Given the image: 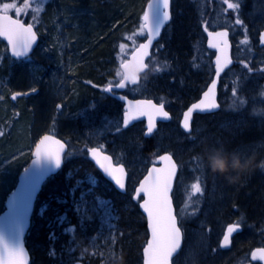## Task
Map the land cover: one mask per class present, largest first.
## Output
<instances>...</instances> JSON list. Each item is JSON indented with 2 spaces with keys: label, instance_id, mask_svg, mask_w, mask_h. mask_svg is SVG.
Masks as SVG:
<instances>
[{
  "label": "rangeland",
  "instance_id": "obj_1",
  "mask_svg": "<svg viewBox=\"0 0 264 264\" xmlns=\"http://www.w3.org/2000/svg\"><path fill=\"white\" fill-rule=\"evenodd\" d=\"M68 1L71 0H0V9L5 3L16 4L17 8L21 10L19 17H30L34 21L35 29L41 36V43L34 55L17 63L8 57L6 47L0 41V211L3 208L7 194L16 183L19 171L29 161L35 142L43 133L50 130L58 134L68 144L70 143L73 150L79 149L78 145L82 143L86 144V149L90 147L106 148L104 150L114 158L115 162L126 166L133 181L141 176L145 167L153 162L161 150L169 151L174 155L179 165L183 166L177 179L175 191L177 203L181 205V216L185 221L194 222L200 226L198 229L192 228L191 225L185 226L188 231L187 241L180 256L184 264H247L245 261L246 253L241 249L247 245V241L251 242L253 238L258 239V233L261 232L264 237V219L262 220L263 217L253 219L249 211L244 210L245 208L241 206L239 199L231 200L230 194L227 192L235 191L238 189L237 187L244 186V182L248 181L255 172L264 175V171L257 168L239 181L229 183L223 177L211 174V164L214 157H228L230 161V154L233 152L239 153L242 157L244 155L253 156L257 164L264 161V144L251 145L247 143L244 146L237 147L236 145L228 149L222 139H218L214 129L215 127L220 130H227L236 127L237 124L240 125L244 122V117H256V122L259 125L264 124V46L259 47L260 41L258 39L259 33L264 29V0H234V4L239 5L238 10L243 12L242 20L240 19L243 25L240 27L243 30V35L240 31L230 35L235 53V66L224 74L221 79L219 87L221 108L219 113L213 115L211 120H199L194 132L184 137L177 131L179 129L177 126L178 117H174L168 126L163 127L154 135V142L158 144L157 149L155 148L156 153L147 150L142 152L141 140L144 137L139 126L125 132L119 131L118 120L115 119L117 116L115 114L111 115L115 113L114 108L110 107L109 114H104V116L100 115L95 109L82 111L79 104L73 100L74 97H77V94L72 84L71 58L79 57L78 61L82 63L87 57L89 49L83 47L78 52L77 47L75 48V45L82 43H80L81 40L75 43V36H72V31L78 29L81 31L85 26L81 27L74 22L75 13L72 9L73 6L67 4ZM94 1L104 2L105 5L110 7H114L116 4L129 5V2H132L129 9L124 11L121 17V24H118L123 34L117 39L115 43L117 48L114 54L112 53L110 70L113 69L114 72V68L119 67L126 55L141 39V36H139L141 32L138 29L130 30L129 22L134 17L140 20L145 0ZM184 1L178 0L176 3L181 4ZM25 4L28 5L27 8L24 7ZM8 12L16 16V9H9ZM49 16L50 20L47 18ZM218 18L219 20L214 19L210 23L216 26L224 24L227 27L238 25L235 23V17L224 18L219 16ZM193 36L194 38L197 37L196 41H193L195 43L193 59H197L199 65L194 68L193 71L197 74L192 77L198 76L199 80L192 81L201 90L212 76V69L209 66L210 61L212 63V55L201 46V38L196 33ZM108 37L110 36H106V38ZM245 37H247L248 43L242 44L241 41ZM86 43L87 41H84L83 44ZM164 46V43H158L154 49L155 53H161ZM256 49H259L258 56L253 57V55H256L254 52ZM251 62H257V65L254 70L249 71ZM245 64L248 65L247 68L244 67ZM39 68H41L40 72ZM257 68L259 69L256 70ZM36 72L39 74H36ZM114 76L115 82H118L120 79L116 71ZM149 77L150 75L137 87L136 93H141L143 97H151L152 94L161 95L173 114L180 113L183 100L189 99L192 95L190 97L176 95L169 87L161 90L154 88L152 87L154 86L153 80ZM188 79L189 77L185 78L182 84H187ZM104 86L105 84L101 86L102 89ZM36 88L40 90L37 97L32 95L28 98L10 100L12 93L30 91ZM234 92L235 95H233ZM32 97H36V99ZM182 97L183 99H181ZM42 101L47 103V107L44 109L45 117L40 122V120H35L33 108L35 102ZM58 106L60 107L58 108ZM90 108H93V106H90ZM26 111H33V114H30L31 119L29 122L26 121V115H23ZM182 142L188 145L181 148L180 143L182 144ZM198 157L203 160V165L208 171L200 169L197 161ZM186 160L191 162L193 166L188 165L186 167ZM70 167L72 168V165ZM77 170L80 171L77 168L70 170V173H68L69 170L67 169L64 177L71 179L73 175L75 176L78 173ZM83 181L86 182L87 186H93L94 184L93 178L86 176L83 180H80V178L74 180L68 186L70 195L68 204L75 209L77 226H72L71 218L69 219L68 216L62 214L46 224V227L49 225L55 226V230L53 229L48 237L50 242H53L57 237V230L60 229L62 235L67 234L72 238L75 232L74 229L78 226L83 228L84 222L89 220L93 212L96 211L100 221L98 229L109 232L108 242L104 244L106 249L103 250L107 260L104 264H109L112 261L111 255L113 254L112 244L109 241L113 240L112 232L116 215L105 199H95L92 205L90 204L91 206L88 200H86L87 205L83 203L84 200L81 198L86 199L85 195L87 193ZM242 182L243 184H241ZM196 183L201 188L199 193H194L192 189V185ZM133 184L134 182L130 188L133 187ZM92 189L93 187L89 188V190ZM226 202L228 204L227 209H231L229 213L221 212V207ZM62 203H66V201L62 200ZM201 207L205 218H195ZM44 210L45 206L41 205L36 212L37 217H39L38 221L41 224L48 220L42 217ZM233 210L238 211L239 215L236 212L232 213ZM247 216L248 218H246ZM92 217L95 218V216ZM245 218L248 223L245 226L246 232L242 235L243 243L240 245L239 241L241 240H239L236 246L239 253L236 252L238 255L235 260L227 262L223 259L226 256L218 253L209 244L215 236L223 231L227 223L240 225V222ZM203 228H205L204 231ZM98 236L97 231L96 237ZM75 247L76 244L71 245L67 249L68 252H74ZM90 249L92 253L84 254V256L98 257L94 249ZM215 253H217L216 257ZM77 258L81 259V251Z\"/></svg>",
  "mask_w": 264,
  "mask_h": 264
},
{
  "label": "trees",
  "instance_id": "obj_2",
  "mask_svg": "<svg viewBox=\"0 0 264 264\" xmlns=\"http://www.w3.org/2000/svg\"><path fill=\"white\" fill-rule=\"evenodd\" d=\"M93 1L94 0H71L67 3L73 6L72 9L75 13L74 22L81 27L85 26L81 31L79 29L72 31V36H75V43L81 40L80 43L83 44L84 41H87L86 44L75 45V48L77 47L76 49L78 52L82 50L83 47L89 49V53L82 63L78 61L79 57L75 56L71 58L70 71L73 74L72 84L77 94V97H74L73 100L79 104L82 111L95 109L100 115H108L110 107H113L117 115L119 104L112 101L110 97H106L103 92H101V86L115 83V71L117 75L120 74L118 67L114 68V72L113 69L110 70L111 58L112 53L114 54L117 48L115 44L117 39L123 34L118 24H121L122 20L120 19L124 11L129 9V5L132 4V2H129V5L116 4L114 7H110L105 5L104 2L98 3ZM146 1L147 0H145V3ZM176 1L178 0L171 1L172 20L164 31L161 39V42L164 43L165 46L161 53H153L151 55L148 63V73H152L155 76V88L161 90L169 87L176 95H181V87L183 86L182 83L185 81V78L189 77L190 79L191 77L190 80H187V84L192 88L194 94L199 91V88L196 87V84L192 80L199 79L197 78L198 76H192L197 74L193 70L195 67H198L199 63L197 59H193L195 55V43L193 41L197 39V37L194 38L193 34L196 33L197 36L201 38V46L209 52L205 46L203 28H225L229 30L230 33L240 31L243 35V30L240 28L243 26L242 24H240V26L229 25L230 27H227L224 24L216 26L210 23L211 20H219V16H223L224 18L235 17L234 19L242 20L243 12L238 9L231 10V8L228 7V4H234V0H185L181 4L179 2L176 3ZM47 18L50 20V16ZM20 19H23L27 23L34 24V21L28 16L20 17ZM115 26L116 28H114ZM129 26L130 30L138 29V31L141 32V35H139L141 39L137 42L138 44L144 37L139 18L134 17L131 22H129ZM108 35L110 37L106 38ZM258 51L259 49L254 51L256 55H253V57L258 56ZM234 54L233 49V60ZM256 63L251 62L249 69L254 70L257 65ZM209 66L212 69L211 61ZM234 66L235 63L233 64V67ZM157 68H159L160 71H156ZM258 69L259 68L256 70ZM40 71L41 68H39V72ZM36 74L39 73L36 72ZM113 76L114 78H112ZM147 77H143L142 81L144 82ZM39 92L40 90H38V93L35 95L36 97L40 94ZM183 93L187 92L185 91ZM36 97L32 98L36 99ZM151 98L157 102H162L164 100L161 95L156 94H152ZM90 106H93V108H90ZM46 107L47 103L43 101L39 103L35 102L33 108L34 114L33 111H26L23 113V115H26V121L29 122L31 119L30 114L32 113L35 115V120L37 119V121L40 120L41 122L45 117L44 109H46ZM33 109L31 108V110ZM244 119V122L240 125L237 124L236 127L227 130H220L214 127L218 139H222V142L228 149L236 145L237 147L244 146V144L247 143L251 145H258V143L264 144V124L259 125L256 122V117H244ZM45 133L57 135L51 130ZM141 141L142 152L144 150L155 152V142L153 138L147 140L142 139ZM78 146L79 149L76 150H73V148L69 146L65 157L64 170L46 181L36 201L31 226L25 239V246L29 251L31 264H63V262L57 259V249L61 245V242L58 241L59 236L56 237L53 242H50L48 234L53 231L54 226L49 225L46 227V224L63 214L66 217L68 216L69 219L71 218V222L77 226L78 222H76V217L68 204V200L70 199L68 186L71 185L72 179H66L64 177V172L68 169V173H70V170L77 169L78 165L86 167L87 170L97 172L87 159L86 144L82 143ZM185 164L186 167H188V165L193 166L188 160H186ZM70 165H72V168ZM179 167L180 169L183 168L182 165H179ZM79 170L82 171V169ZM77 172L79 171L77 170ZM97 177L101 185H105L107 189L111 188L103 181L98 173ZM241 184H243V182ZM243 185L242 187H237L238 189L235 191L227 192L230 194V199H239L241 206L245 208L244 210L249 211L253 219L263 217V220L264 175L255 172ZM109 194L112 201V208L116 215V221L114 223L116 227L113 228L114 236L112 240V248H114L117 257L114 264H141V250L147 238L145 220L139 213L135 202L127 194L118 195L114 192L113 195L110 192ZM62 200L66 201V203H62ZM41 205L45 206L42 217L48 219L42 224L39 223V217H37L36 214ZM246 218H248V216ZM246 218L241 222L244 228L248 223ZM181 220L183 222L185 221V219ZM121 257L123 260L120 259Z\"/></svg>",
  "mask_w": 264,
  "mask_h": 264
},
{
  "label": "water",
  "instance_id": "obj_3",
  "mask_svg": "<svg viewBox=\"0 0 264 264\" xmlns=\"http://www.w3.org/2000/svg\"><path fill=\"white\" fill-rule=\"evenodd\" d=\"M170 2L169 0V19L166 23L163 24L161 27L159 33H153L151 36V45L149 48L146 50L145 54L140 57L143 60V64L145 67L140 68L137 61L133 59L134 56H137L139 53V48L140 45L145 44L148 42V28L143 27L144 31L146 33V38L144 41H142L129 55L128 59L124 61L120 65V70L121 72L127 73L130 76H134L136 82L132 83L130 80L125 81L124 83H132L136 84L139 81L140 74L144 73L146 70V60L149 58L151 49L153 45L156 43V41L159 39L164 27L170 22L171 20V12H170ZM154 0H148V2L145 5L143 15L141 17L143 26L145 25V20L144 16L146 13L149 12V5L153 4ZM11 16L10 14H8ZM163 15V8L162 5H159L157 8H154L152 13L150 14V21L149 24L152 23L155 25L159 20L162 19ZM13 19H16L15 17L11 16ZM21 22V21H20ZM25 28L29 26V24H24L21 22ZM32 27V34H24L22 36H16V35H9L8 33L5 34H0V39L7 45V50L8 54L10 55L11 58L14 60H21L34 51L36 48L39 38L34 30L33 26ZM220 32H227L226 29H218V30H207L204 29L205 33V38H206V46L212 50L215 55L213 58V66H214V76L212 81L209 83L207 86L206 90L202 93L200 99L190 105V107L183 113L180 127L185 131L189 132L190 128L188 130H185L183 127V122H184V114L188 112V110L194 105V104H199L202 100H204V94L208 92V90L211 88V99L214 100L216 103L217 107L213 109H196L193 111L192 116L190 118L189 124H191V120L194 114H212L215 113L219 110V104L217 102V96H218V86H219V79L220 76L223 72L228 70L232 64L233 61L231 59V52H232V44L229 39V33L227 36V46H224L221 43V40L223 39L222 37H218L215 35V33H220ZM209 33H212L213 35H209ZM32 35H34V40L32 39ZM261 35H264V30L261 32ZM210 44H215L216 47H210ZM16 53V54H14ZM18 54V55H17ZM219 59V65L217 64V60ZM227 61H231L230 63H227ZM125 65L127 67H125ZM226 65V66H225ZM220 66L222 67V70L219 72L217 75V67ZM215 83V87L212 88V84ZM109 88V87H108ZM107 88V89H108ZM111 90L115 91H122L123 88H118L116 86H111ZM110 90V91H111ZM110 91H105L106 93H110ZM32 94H36V91L33 92H28V93H14L11 95V100H15L16 98L20 97H29ZM13 96L16 98L13 99ZM116 98L121 101L124 104V114H123V127H128L131 126L134 122L137 121H145V136L149 137L152 135L156 130H157V123L158 122H168L171 119L170 114L164 109L165 112L168 113V118H163L161 115L158 114H153L150 110L145 109L144 111H138L137 110V105L140 102H146V101H151L153 104L157 105L156 103L153 102V100H147V99H129L126 96H123L121 94H116ZM159 106V105H157ZM152 116V119L154 121V127L151 133H148L147 129L149 126V116ZM127 119L128 124L127 126L124 125V121ZM45 136L50 137L49 141L45 142L44 145H41V141L44 139ZM56 140L59 141L61 144H64V149L61 151V160L59 163V166H57L56 161L54 159H50L47 157H36V152L38 146L41 148L48 147L52 150H55L57 148L56 145L52 144L51 141ZM92 150V149H91ZM89 150L88 152V157L89 160L94 164V166L100 171L102 176L111 182L115 189L120 192L124 193L126 190V181H127V174L125 172V169L123 166H114L112 163V159L110 156L103 154L100 152L99 149L97 150V155L94 157L92 154V151ZM67 151V146L66 144L61 141L59 138L51 135V134H44L42 135L36 144L34 145L32 152H31V159L28 162L27 166L19 173L17 177V182L13 188V190L7 195L4 201V208L0 212V264H8L9 260V250L10 249H22L24 251V260L26 261V264H30V255L29 252L25 246V237L28 233V230L30 228L31 224V218L33 215L34 207H35V202L37 200V197L42 189V186L44 182L50 177L59 172L63 165V156L65 152ZM107 156L109 159L107 161L104 160V157ZM162 157H170L171 158V163L175 164L176 169H175V174L172 177L171 180V186H170V191L168 192V197L171 201V206L173 209V214L175 215V209L173 205V200H172V192L175 184L176 177L178 175V166L174 160V158L168 154L164 153L158 156L155 160V163L151 166H149L145 172V174L142 176V178L139 180L138 185L136 186L134 190V198L138 199L142 197V200L139 202V211L141 214L144 216L145 221H146V230H147V239L146 243L142 248V264H145V256H144V249L147 246V243L151 240V230L149 227V222H148V217L147 213L144 211V209L140 206L146 197L144 194L141 192L139 196H136V191L139 189L141 183L145 180V178L148 176L149 172L152 171L153 168H156L157 170L161 171L163 173L167 167H168V161L162 159ZM101 164L104 165V167H101ZM109 165L111 168H119L122 167L124 169V174L122 177V181L124 183V188L121 189L119 185L116 184L115 180L112 178L111 175L108 174L107 171H105V168H108ZM178 226V222H177ZM179 227V226H178ZM230 238V236H229ZM229 244V243H228ZM227 246H224L223 240H222V248H227ZM7 246V247H5ZM182 246V232L180 236V245L177 248V250L172 254L169 264H172V259L179 253L180 249ZM255 254V255H254ZM264 249H257L254 250L252 253V259L253 261L259 262L260 264H264Z\"/></svg>",
  "mask_w": 264,
  "mask_h": 264
},
{
  "label": "snow or ice",
  "instance_id": "obj_4",
  "mask_svg": "<svg viewBox=\"0 0 264 264\" xmlns=\"http://www.w3.org/2000/svg\"><path fill=\"white\" fill-rule=\"evenodd\" d=\"M159 5H162L163 15L162 19L159 20L155 25L152 23L149 24L150 14L152 13L154 8H157ZM25 8L28 7L27 4L24 5ZM229 8L238 9V4H228ZM169 0H154L153 4L149 5V12L145 14L144 20L145 25L143 27L148 28V42L140 45L139 53L137 56H134L133 59L137 61L140 68L145 67L143 64L142 57L146 50L151 45V36L153 33H159L161 27L164 23L168 21L169 17ZM9 9H16V16L19 17L21 14V10L17 8L16 4L5 3L3 4L2 9H0V34L8 33L11 35L22 36L24 34H32V27L29 25L27 28L18 20L13 19L8 15ZM236 24H242L240 19H236ZM209 35H213L209 33ZM216 36L222 37L221 43L224 46H227V32L215 33ZM32 39L34 40V35H32ZM260 41L264 44V35H261ZM242 44H247V37L241 41ZM210 47H216L215 44H210ZM16 54V53H14ZM18 55V54H17ZM231 61H227L230 63ZM217 64L219 65V59L217 60ZM226 66V65H225ZM125 67H127L125 65ZM245 68L248 67L247 64L244 65ZM222 70V67H217V75ZM156 71H160L159 68ZM251 71V69H249ZM130 80L132 83H135V77L130 76L127 73L121 74V80L116 84L118 88L125 87V81ZM215 87V83L212 84V88ZM111 85L105 91H110ZM235 95V92L233 93ZM16 97L13 96V99ZM217 105L214 100L211 99V88L204 94V100H202L199 104H194L188 112L184 114V122L183 127L185 130L190 128V118L192 113L196 109H213L216 108ZM145 109L150 110L153 114L161 115L163 118H168V113L164 111V105L161 103L159 106L153 104L151 101L140 102L137 105L138 111H144ZM128 121L125 119L124 125L127 126ZM154 127V121L152 116H149V126L148 133H151ZM50 137L45 136L41 141V145H44L45 142L49 141ZM52 144L56 145L57 148L52 150L48 147L41 148L38 146L36 157H47L50 159H54L56 161L57 166H59L61 160V151L64 149V144H61L59 141L52 140ZM92 154L95 157L97 155V150L92 149ZM109 158L107 156L104 157V160L107 161ZM162 159L168 161L167 169L161 173V171L153 168L151 172H149L148 176L141 183L139 189L136 191V196H139L142 192L146 199L140 205L144 211L147 213L149 227L151 230V240L147 243V246L144 249L145 256V264H169L170 258L172 254L177 250L180 245V236L181 230L177 226V217L173 214V209L171 206V201L168 197V192L170 191L171 180L175 174L176 166L171 163L170 157H162ZM198 165L202 171H208L204 165L203 160L201 158H197ZM101 167H104L101 164ZM105 171L108 172L109 175L115 180L116 184L119 185L121 189L124 188V183L122 181V177L124 174V169L122 167L119 168H111L109 165L108 168H105ZM192 189L194 193H199L201 191L200 185L198 183L192 185ZM239 225H233L228 228L226 234L223 238L224 246H227L229 243L230 234L237 230ZM94 243V239L91 241ZM88 246V245H87ZM7 247V246H5ZM24 251L22 249H10L9 250V260L8 264H26L24 260ZM255 255V254H254ZM264 258V257H262Z\"/></svg>",
  "mask_w": 264,
  "mask_h": 264
},
{
  "label": "flooded vegetation",
  "instance_id": "obj_5",
  "mask_svg": "<svg viewBox=\"0 0 264 264\" xmlns=\"http://www.w3.org/2000/svg\"><path fill=\"white\" fill-rule=\"evenodd\" d=\"M40 43H41V37H40ZM39 43V44H40ZM23 61V60H21ZM20 61V62H21ZM14 62V61H13ZM17 63V62H15ZM150 79L154 78V76H150L149 77ZM154 83V82H153ZM155 88V85L152 86ZM183 90L184 91H188V86L186 83L183 84ZM198 88V87H197ZM37 89V88H36ZM205 89V88H204ZM199 90L197 91V93H194L192 94V97H190L189 99H184L183 101V104H182V108H181V112L178 113L177 115L176 114H173V111L169 108L168 105H165L166 109L171 113V116H172V120L174 119V117H178V121H177V126H178V132H180V134L184 137L186 135H189V134H192L194 132V128L196 127L197 123L199 120H211V117L213 115H194L193 116V119H192V122H191V130L188 132V133H185L184 131L181 130L180 128V119H181V116L183 114V112L190 106V104H192L194 101H196L197 99H199L201 93L203 92V90ZM38 90L37 89V93H38ZM36 93V94H37ZM136 90H135V87L132 86V85H126L124 91L122 92V94L128 96V97H133L135 98L136 96ZM35 94V95H36ZM183 97H186L187 93H183ZM106 97H110L112 101H115L117 102L119 105H118V112H117V115L115 113V115L117 117H115V119L118 120V125H119V131L120 132H125V131H128V130H131L133 128H137L138 126L143 129L144 125H141L140 123L139 124H133L131 127H127V128H123L122 127V120H123V104L116 98L114 92L112 91L110 95L106 96ZM183 99V98H181ZM113 109V107H112ZM170 123L168 124H165V123H162V124H159L158 126V129L159 130H162L163 127H166L168 126ZM173 134V133H172ZM142 135H143V131H142ZM154 139V137H153ZM155 141V139H154ZM157 143H155V148L157 149ZM188 144L185 143V142H182V144L180 143V146L182 148V146L186 147ZM100 148V147H98ZM103 148V147H102ZM100 148L102 151L106 152V148ZM108 148V146H107ZM118 163V162H116ZM119 164V163H118ZM92 165V164H91ZM125 166V165H124ZM78 169H82L83 173H78L71 181V183L74 182V180H77L78 178H80V180H83L84 178H86V176H90L93 178L94 180V186H91L93 187V190L98 188L100 185H101V182L98 180V177L97 176H92L91 173L93 171H90V170H87L86 167H82L81 165L77 166ZM94 167V166H93ZM126 168V166H125ZM127 169V168H126ZM128 171V169H127ZM65 173V172H64ZM78 176V177H77ZM128 176L130 177V174H129V171H128ZM83 185H85L86 188H88V186L86 185V182L83 181L82 182ZM111 191H113L114 193L118 194V192H116L113 188H111ZM178 201L176 200V196L174 198V204H175V211H176V214H177V217H178V220H179V226L181 228V231L183 233V248L179 254V256L173 260V264H184L183 260H182V257L180 258L181 256V253L183 252L184 250V247L186 245V241H187V227H185L186 225H191L193 226L192 228L195 227V229H198L200 228V226L198 224H195L194 222H183L181 219H183V217L181 216L182 214L180 213L181 211V205L177 203ZM227 202L224 206L221 207V212L223 213H229V210L231 209H227ZM236 212V214L239 215L238 211H235L233 210L232 213ZM197 216H195V218H198V219H203L205 218V214H204V211H203V208L201 207V209L198 210ZM229 215V214H228ZM211 217V216H210ZM97 222L99 223L100 225V221H99V217L96 218ZM233 225H237V224H232V223H227L226 226L223 228V231H221L217 236H215L214 239H212L211 243L209 244L210 246L214 247L215 250L226 256V257H223V259L227 262L229 261H232V260H235V257L238 255L236 254L239 253L238 252V249L236 248L237 244H238V241H239V244L241 245L243 243L242 241V235L245 234V228H244V225L240 222V225L238 227L237 230L233 231L231 234H230V241H229V245H228V248L226 249H223L222 248V239L223 237L228 234L227 230L229 227L233 226ZM61 228V227H60ZM79 230H80V227L76 228L75 229V232L74 234L72 235V238L70 235H67V234H61L62 232L57 230V237L59 238L58 241L61 242V245L60 247L57 249V252H58V257L57 259L60 261V262H63L64 263H67V264H104V262L106 260V256H105V253L103 252L104 249H106V246L104 244H106L108 242L107 240V236L109 235V232L108 231H100L99 229L96 230V231H92V232H89V234L84 237L83 239L80 238V233H79ZM205 230V228H203V231ZM97 231L99 233V236L96 237V234H97ZM256 236V235H255ZM257 236L259 237L257 240L256 238H253V240L251 242H246V246H244L241 251L245 252L246 253V258H245V261L247 264H260L259 262H256V261H253L252 259V252L253 250L255 249H264V237L263 235L260 233L257 234ZM71 239V240H70ZM95 240L94 243L91 241L92 240ZM99 243V244H96V243ZM73 244H76V247L74 249V252H68V248L71 247V245ZM83 245H88L89 248H93L94 251L98 254V257L96 256H84L83 258H77V256L79 255L80 251H81V248ZM103 248V249H102ZM114 248H113V254L111 255V260L109 264H114L117 260V257H116V253L114 252ZM217 256V253H215V257ZM110 258V257H109ZM74 261H77L79 263H76Z\"/></svg>",
  "mask_w": 264,
  "mask_h": 264
},
{
  "label": "clouds",
  "instance_id": "obj_6",
  "mask_svg": "<svg viewBox=\"0 0 264 264\" xmlns=\"http://www.w3.org/2000/svg\"><path fill=\"white\" fill-rule=\"evenodd\" d=\"M231 160L228 157H214L211 164V174L214 176L223 177L227 182L234 183L239 181L245 175L254 172L257 168L264 171V161L259 164L253 156L243 157L237 153L233 152L230 154ZM92 250L87 245H83L81 248V258L84 254H91ZM123 260V258H120Z\"/></svg>",
  "mask_w": 264,
  "mask_h": 264
},
{
  "label": "bare ground",
  "instance_id": "obj_7",
  "mask_svg": "<svg viewBox=\"0 0 264 264\" xmlns=\"http://www.w3.org/2000/svg\"><path fill=\"white\" fill-rule=\"evenodd\" d=\"M152 80H153V82L155 83V77L154 78H152ZM183 87V86H182ZM181 87V96H184L182 93L183 92H185L184 90H183V88ZM190 88V87H189ZM188 88V91H187V95H186V97H188V96H190L191 94H193V90H192V88H190L189 89ZM183 98V97H182ZM60 106H58V108H59ZM77 117V116H76ZM78 173H83V171H79ZM77 173V174H78ZM65 175V174H64ZM91 175L92 176H97V172H92L91 173ZM109 192L113 195V192L111 191V188L110 189H107V187L105 186V185H100L97 189H94L93 191H91L90 193H88L87 195H85L86 196V199H84V198H81L82 200H84L83 201V203H86V205L88 204V202L86 201V200H88V201H90V203H89V205L91 204L92 205V203H93V201L95 200V199H99V198H104V199H107L109 202H110V204L112 205V201H111V197L109 196L110 194H109ZM104 196H107V197H104ZM90 205V206H91ZM72 210L74 211L75 209L72 207ZM92 216H95V218L94 217H92ZM98 217V214L96 213V211L95 212H93V215H91L90 216V219L89 220H86L85 222H84V224L82 225L83 226V228L81 227L80 228V230H79V233H80V238L81 239H83L84 237H86L88 234H89V232H92V231H96V230H98V228H99V223L97 222V220H96V218ZM53 226V225H52ZM114 227H116V225H113V228ZM54 230H55V226H54V228H53Z\"/></svg>",
  "mask_w": 264,
  "mask_h": 264
}]
</instances>
